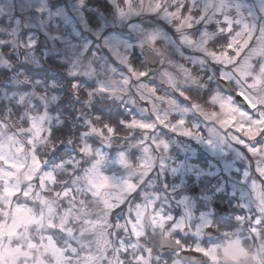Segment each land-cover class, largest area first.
Returning a JSON list of instances; mask_svg holds the SVG:
<instances>
[{"label": "clouds", "instance_id": "1", "mask_svg": "<svg viewBox=\"0 0 264 264\" xmlns=\"http://www.w3.org/2000/svg\"><path fill=\"white\" fill-rule=\"evenodd\" d=\"M14 2L15 13L21 19L19 25L0 15V144L4 145L10 158L24 165L17 172L15 182L24 189H33V197L19 196L14 203L31 209L35 215L43 212L45 221H66L78 239L93 247L102 239H111L116 247L120 240L129 245L139 244L135 251L129 248L124 255L125 264H132L133 256L145 248L152 249L151 264H264V224L229 222L218 219L211 212H204L211 223L200 228V234L196 235L203 221L201 215L192 210V218L186 221L191 227L174 228V222L185 213L174 214L180 207L177 203L180 194L165 186V175L170 167L168 162L174 154L175 140L169 138L171 131L157 126L154 131L146 132L124 127L121 123L133 117L155 121L152 108L145 110L140 106L146 94L141 86L148 85L165 95L178 94L175 105L168 104L167 108L156 105L161 116L167 113L169 119L174 111L178 113L174 119L182 115L190 128L199 125L196 129H215L214 135L204 137L231 147L233 143L224 138L232 133L219 123L225 114L219 106L208 103V98L217 93L231 95L235 101L237 85L234 79L229 82L221 76L225 66L181 43L174 24L164 18L162 11L151 10L155 0H131L136 14L123 20L115 15L112 0H84L83 8L79 7V0ZM0 3H6V0ZM90 3L95 8H91ZM117 3L127 7L126 0H117ZM176 3L177 0H166L165 6L174 9ZM41 7L44 11H37ZM67 7L74 10L71 18H67L63 11ZM96 9L100 13L92 18L90 12ZM80 12H83L86 23L81 21ZM257 22L264 25V14ZM165 23L171 26L172 33L165 30ZM134 25L137 28L134 29ZM208 29L213 31L215 26L208 25ZM152 33L160 35L151 44H142ZM190 34L194 40L199 39L195 28ZM112 36L129 45L125 48L122 44L120 48L127 57L126 64L121 63L106 44V41L112 42ZM29 39L36 42L34 46H28ZM224 39L217 36L208 42V47L219 51ZM172 40L175 44L170 42ZM128 65L138 72L148 73L147 77L136 79L129 72ZM179 65L186 66L189 71H181ZM166 71L173 74L174 85L164 77ZM180 91L190 97V102L179 95ZM192 104H199L203 111L218 115L211 123H206L209 121L191 109ZM185 108L189 110L180 111ZM115 110L123 111L124 115L113 121L109 114ZM45 112L47 117L40 124L42 131L36 136L28 131L32 124L29 117H39ZM108 126L115 130L114 134L108 133ZM93 127L101 130L103 135L93 133ZM153 139L166 141L168 149H158ZM85 143L91 146L92 155L81 152ZM21 145L23 150L17 151ZM97 151L104 155L100 165L103 175L115 178L117 183L128 181L135 184L134 192L125 194L118 187H108L104 193L96 195L94 189L89 190L85 172L98 159ZM120 153L125 156L123 163L119 160ZM33 154L43 163L39 170L33 166ZM162 163L167 167H162ZM46 172L55 176L56 183L41 192L39 177ZM28 176L33 179L29 181ZM201 183L208 193L218 200L223 199L213 192L212 181ZM65 188L72 189L74 201L55 195ZM36 193L47 198V205L36 198ZM145 193L150 195L146 198ZM117 197H123L122 202ZM106 200L113 201L115 206L109 208ZM6 201L0 187V209L4 211H7ZM130 209L133 217L137 211L141 213L143 236L139 240L114 227L126 222ZM250 210L254 216L260 215L254 196ZM161 213L174 217V220L161 221L158 216ZM0 219L5 217L0 214ZM85 221L99 224L91 230ZM253 227L256 232L252 231ZM191 228L195 229L194 233ZM29 231L32 240L38 242L41 233L51 230L45 223L43 226L33 225ZM62 235L57 233L58 241ZM177 240L182 244L177 245ZM14 243L26 246L28 236L22 232ZM197 245L206 249L208 255L184 250L185 246L194 249ZM21 264H56V260L43 249H31Z\"/></svg>", "mask_w": 264, "mask_h": 264}, {"label": "snow or ice", "instance_id": "2", "mask_svg": "<svg viewBox=\"0 0 264 264\" xmlns=\"http://www.w3.org/2000/svg\"><path fill=\"white\" fill-rule=\"evenodd\" d=\"M30 2V0H29ZM127 7H121L117 0H112V6L115 10V15L123 20L130 15L136 14V10L131 6V0H126ZM166 5V0H155L154 6L151 8L154 12H163L165 19L169 23H173L175 29L180 33V41L189 48L202 52L204 55L211 57L216 63L225 66V71L221 73L224 80L234 82L237 85L236 95L242 98V103L236 104L233 102L231 95L222 96L219 93L214 94L208 98V103L218 105L221 111L225 114V118L219 123L222 128L234 129L236 135L232 133L229 137L224 139L230 140L236 145L243 146L252 157L257 158L256 171L259 172L260 177H264V25L258 24L257 19L261 14H264V0H261L259 5H247L245 0H177L174 10L169 9ZM14 0H6V3H0V15L9 17L10 22H15L19 25L21 19L15 13ZM79 7H84V0H79ZM37 11H44V8H38ZM92 11V9H89ZM98 11V9H96ZM60 14L59 12L57 13ZM81 21L86 23L83 12L79 13ZM251 18V19H249ZM215 25V30L210 31L208 25ZM137 28V26H133ZM199 32V39L194 40L190 34L193 29ZM159 33H152L146 37L142 44L147 42L151 44L158 37ZM217 36L224 37V43L221 50L210 49L208 42L215 39ZM168 39L167 37H165ZM112 41L106 44L112 51V54L121 61L127 63V57L120 50L121 45L129 47L126 42L120 41L118 37H110ZM175 44V41H170ZM35 41L29 39L28 46H34ZM179 50V49H177ZM195 59V58H193ZM203 61H201L202 63ZM181 71L188 72L189 69L184 65L178 66ZM128 70L136 79L146 78L148 73L138 72L134 67L128 65ZM164 77L167 78L170 84L174 85L173 74L165 72ZM75 86V85H74ZM146 90L144 99L148 101H165L166 97L158 95L156 87L142 85ZM179 95L184 98L186 102H190L183 91ZM169 105H175L174 99H167ZM191 109L199 113L207 121L214 120L218 115L216 112H205L201 105L192 104ZM147 110V109H145ZM189 109H181V112H187ZM152 111L155 113V121L149 122L145 119H137L133 117L130 121H122L121 123L127 128H139L146 132L154 131L158 125L169 129L172 133H178L180 136L191 137L198 143L206 144L213 150L220 147L221 144L214 143L212 139H206L198 131H192V128H198L199 125H193L192 128L186 127L187 121L181 115L176 119L175 123L168 119V114L163 116L156 110V104L152 103ZM47 117L45 112L39 117L30 116L32 121L31 128L28 131L33 132L34 135L39 136L42 131L40 124ZM109 134H114L115 130L110 126L107 127ZM93 133L103 135V132L95 127L92 128ZM211 135H214L216 130H209ZM31 142V141H30ZM153 143L158 149L167 150L169 145L166 141H156ZM21 145L17 151H22ZM81 152L84 155H92V148L87 143L81 147ZM147 150V149H145ZM95 155L98 159L93 163L92 167L85 172V181L89 186V190H95L94 194L99 195L104 193L108 187H118L125 194L132 193L136 190V185L128 181L115 182V178L104 176L100 171V165L104 161L103 153L97 151ZM33 166L36 170L43 167L40 159L33 154ZM125 156L123 153L119 154V160L124 162ZM162 167H167V164L162 163ZM24 167L22 162H18L10 158L4 151V145L0 144V187H2V195L7 197V211L0 209L5 219H0V264H21V261L30 255L31 249H43L55 257L56 264H125V259L122 258L129 252V248L135 251L139 248V244L133 243L129 245L125 240L119 241V246H113L111 239L98 240L95 247L78 239L72 229L67 226V222L56 223L53 220L45 221L43 212L40 215L32 213L31 209L15 204L13 198L23 196L25 199L33 197V189L31 187L24 189L20 187L15 181L17 172ZM173 173L178 171V168H171ZM244 183L248 185L250 203L241 205L248 209L250 215L236 216L237 221H248L252 225L264 224V190H261L257 184L256 179L251 178V173L245 171L243 173ZM27 179L31 181L32 176ZM56 183L55 176L52 173H44L39 177V187L41 192L47 191L49 185ZM167 187V186H166ZM80 191V189H77ZM58 198L75 200V194L72 189L65 188L60 192H56ZM150 194L145 193L147 198ZM154 195V194H152ZM41 203L47 205L46 197H41L39 193L35 194ZM253 196L257 202V210L260 215H253L250 206L253 202ZM117 200L122 202L123 197H117ZM189 198L187 196L178 200L177 203L184 207L185 215L173 224L174 228L185 229L190 225L187 220L192 218L193 212L189 205ZM152 203L151 200L148 201ZM106 205L111 208L115 203L110 200L105 201ZM129 217L124 224L117 223L114 227L128 232L139 240L143 236L140 230L141 213L137 211L136 216L131 215L129 210ZM161 221L174 220V217L165 216L162 213L158 214ZM200 219L203 223L196 231V235L200 234V228L209 226L211 221L207 219V214L201 213ZM47 224L50 232L41 233L39 241H34L31 238L29 229L33 225ZM86 225L95 230L99 222L85 221ZM256 232V227L252 228ZM28 236L27 245L14 243L21 233ZM57 233H61L62 239L57 240ZM177 245H181L180 240L176 241ZM62 245V246H61ZM184 250L195 251L197 253H204L208 255L206 249L197 245L194 249H188L186 246ZM152 249L145 248L133 256L132 264H151ZM213 259H215L213 257Z\"/></svg>", "mask_w": 264, "mask_h": 264}, {"label": "rangeland", "instance_id": "3", "mask_svg": "<svg viewBox=\"0 0 264 264\" xmlns=\"http://www.w3.org/2000/svg\"><path fill=\"white\" fill-rule=\"evenodd\" d=\"M0 2H2V0H0ZM245 2L247 5L255 6L259 5L261 0H245ZM90 6L91 8H95V6H92L91 4ZM63 11L67 18H71L74 14V10L71 7H67L63 9ZM92 13L99 15L100 10L98 9V11ZM163 26L167 32H173L171 26L167 25L166 23L163 24ZM209 26L214 27L215 25L213 24ZM157 94L165 96L166 100L169 98L176 99L178 96V94L173 96L165 95V93L159 89ZM180 99L182 100L183 98ZM166 100L163 102H150L148 100H142L140 101V106L147 110H151L152 103L154 102L158 108H167L168 103ZM234 103L240 104L238 101H236V99ZM153 116H155V113H153ZM176 116H178V113L173 111L169 115V120L175 123L176 119H174V117ZM196 123L198 124L199 122L197 121ZM206 123L211 122L209 121ZM185 126L188 127L187 123ZM158 127L162 128L163 126L158 125ZM167 130L170 131L169 129ZM192 131H199L203 136L210 134L208 128H192ZM229 131L236 135H242L241 133H235L234 129H229ZM169 138L174 139L175 143L173 144L174 154L172 155L171 160L168 162L170 167L165 175V186L172 188L174 193L181 194L182 189L186 188L190 181L199 182V180H202L204 176H209L213 179L212 181L215 185V190L213 192H216L219 196H224L226 202L232 203L234 208L240 210L241 213L239 215L251 214L248 212V209H245L241 206L245 203H250V189L248 185L244 183L243 173L245 171H249L251 173V178L256 179L261 190H264V177H260L259 172L256 171L257 158L252 157L243 146L236 145L234 143L231 147H229L227 144H224L220 145L218 149L213 150L206 144L198 143L191 137L180 136L178 133L169 132ZM152 146L155 147V145ZM201 151L206 152L210 158L206 161H202L203 164L195 163V160L200 159ZM173 167L178 168L176 173L171 171V168ZM167 178H170V180L173 181L168 183L166 181ZM217 180H219V182H216ZM185 196L189 198L188 202L193 211L196 212V209L200 204L205 207V209L196 212L197 215H201V213L204 212H211V214L215 216L213 209V201L215 200V196L205 192L199 198L194 199L189 195V193H186L179 195L177 199H182ZM13 201L15 202V197L13 198ZM178 208L180 211L179 215H183L184 207L180 206ZM174 214L176 213L174 212ZM233 219L236 221V217H233ZM189 227H191V225ZM191 230L194 233L195 229L191 228Z\"/></svg>", "mask_w": 264, "mask_h": 264}, {"label": "water", "instance_id": "4", "mask_svg": "<svg viewBox=\"0 0 264 264\" xmlns=\"http://www.w3.org/2000/svg\"><path fill=\"white\" fill-rule=\"evenodd\" d=\"M236 99L242 103V98L239 97L238 95H236ZM208 181H212L208 176L205 177V183H207ZM212 189H214V187H212ZM189 193L194 197L197 198L202 194V189L199 186H193L189 189ZM214 208H215V213L218 215H222V214H228L231 212V208L228 204L222 202V201H215L214 203Z\"/></svg>", "mask_w": 264, "mask_h": 264}, {"label": "trees", "instance_id": "5", "mask_svg": "<svg viewBox=\"0 0 264 264\" xmlns=\"http://www.w3.org/2000/svg\"><path fill=\"white\" fill-rule=\"evenodd\" d=\"M90 4H91V3H90ZM92 6H95V5H92ZM90 15L92 16V18L95 17V14H93L92 12H90ZM122 115H124V112H123V111H121V110H115V111H113L112 113L109 114V118L112 119L113 121H115L119 116H122ZM209 158H210V157L208 156V154H206V152L201 151V157H200L199 160H195V163L203 164L202 161H204V160L206 161V160L209 159ZM166 181H167L168 183H171L173 180L171 181L170 178H167ZM193 183H194L193 181H190V182L187 184L186 188L182 189V192H181L180 195L186 194V193H187V187L191 186ZM223 199H224V198H223ZM202 209H205V207H204L202 204H200V205H198V207H197V209H196V212H198V211H200V210H202ZM234 211H235V210H234ZM175 213H176V214H179V213H180L179 208H177V209L175 210ZM220 220H225V219L222 218V219H220ZM122 258H124V257H122Z\"/></svg>", "mask_w": 264, "mask_h": 264}, {"label": "flooded vegetation", "instance_id": "6", "mask_svg": "<svg viewBox=\"0 0 264 264\" xmlns=\"http://www.w3.org/2000/svg\"><path fill=\"white\" fill-rule=\"evenodd\" d=\"M236 217V216H235ZM225 220H227V221H229V222H235V220L234 219H231V218H225Z\"/></svg>", "mask_w": 264, "mask_h": 264}]
</instances>
